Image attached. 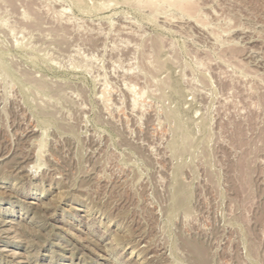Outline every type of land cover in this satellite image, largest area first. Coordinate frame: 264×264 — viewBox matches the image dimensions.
<instances>
[{
	"label": "rangeland",
	"instance_id": "374dc122",
	"mask_svg": "<svg viewBox=\"0 0 264 264\" xmlns=\"http://www.w3.org/2000/svg\"><path fill=\"white\" fill-rule=\"evenodd\" d=\"M145 1L0 0V264H264V0Z\"/></svg>",
	"mask_w": 264,
	"mask_h": 264
},
{
	"label": "bare ground",
	"instance_id": "6f19581e",
	"mask_svg": "<svg viewBox=\"0 0 264 264\" xmlns=\"http://www.w3.org/2000/svg\"><path fill=\"white\" fill-rule=\"evenodd\" d=\"M146 1H147V3H148V2H151L152 0H146ZM146 1H145V2H146ZM161 1H162V0H161ZM168 1H170V0H168ZM175 1H176L175 6H176V5L179 6L181 3H183V2H180V3H179L177 0H175ZM145 2H144L143 4H145ZM170 2H171V1H170ZM170 2H169V5H170ZM187 2H188V1H187ZM151 3H152V2H151ZM154 3H155V1H154ZM149 4H150V3H148V5H149ZM173 4H174V3H173ZM173 4H172V5H173ZM188 4H189V2H188ZM190 4H191V3H190ZM151 5H152V4H151ZM177 6H176V7H177ZM181 6H184V4H182ZM181 6H179V7H181ZM189 6H190V5H189ZM189 6L187 7V5H186L185 7L188 8V9L190 10V9H191V6H190V7H189ZM151 7H152V6H151ZM179 7H178V8H179ZM176 9H177V8H176ZM180 9H182V7H181ZM188 9H185V8H184V10H188ZM184 10H183V11H184ZM191 10H192V9H191ZM184 12H185V11H184ZM186 12H187V11H186Z\"/></svg>",
	"mask_w": 264,
	"mask_h": 264
}]
</instances>
